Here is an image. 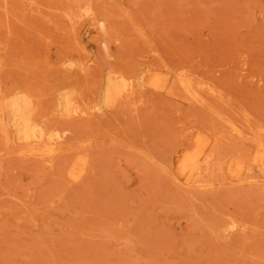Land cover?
Returning a JSON list of instances; mask_svg holds the SVG:
<instances>
[{
    "label": "rangeland",
    "instance_id": "374dc122",
    "mask_svg": "<svg viewBox=\"0 0 264 264\" xmlns=\"http://www.w3.org/2000/svg\"><path fill=\"white\" fill-rule=\"evenodd\" d=\"M259 150L264 0H0V264H264Z\"/></svg>",
    "mask_w": 264,
    "mask_h": 264
},
{
    "label": "bare ground",
    "instance_id": "6f19581e",
    "mask_svg": "<svg viewBox=\"0 0 264 264\" xmlns=\"http://www.w3.org/2000/svg\"><path fill=\"white\" fill-rule=\"evenodd\" d=\"M259 153L263 156V159H264V151L259 150ZM185 158H186V159H185V160H186V163L190 165L191 163L188 162L187 159H188V160H190V158L193 159V156L191 155V156H188V157H185ZM190 161H191V160H190Z\"/></svg>",
    "mask_w": 264,
    "mask_h": 264
}]
</instances>
